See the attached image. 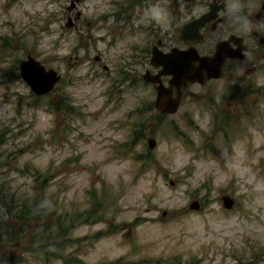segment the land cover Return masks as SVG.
<instances>
[{
  "label": "rangeland",
  "instance_id": "rangeland-1",
  "mask_svg": "<svg viewBox=\"0 0 264 264\" xmlns=\"http://www.w3.org/2000/svg\"><path fill=\"white\" fill-rule=\"evenodd\" d=\"M91 2L77 3L73 29L67 0H0V195L13 205L33 195L44 212L38 226L0 215V264H107L135 247L126 240L155 264L264 251V91L230 99L224 75L158 114L150 86L121 80L131 36L106 29L108 7ZM26 55L60 76L35 102L13 71ZM40 226L52 230L46 246Z\"/></svg>",
  "mask_w": 264,
  "mask_h": 264
},
{
  "label": "flooded vegetation",
  "instance_id": "flooded-vegetation-1",
  "mask_svg": "<svg viewBox=\"0 0 264 264\" xmlns=\"http://www.w3.org/2000/svg\"><path fill=\"white\" fill-rule=\"evenodd\" d=\"M91 1L93 7L104 4L109 8L101 13L103 18L99 19L102 24H106V29L123 31L122 33H125L123 38L131 36L125 45L127 61L122 66L123 71L121 69L123 75L121 80L128 81L129 85H147L155 91L158 82L150 83L144 79L155 77L163 87H169L171 95H174V91H180L179 102L185 91H190L191 86L202 88L220 80L224 75L228 77L230 84L221 91H229L230 99L248 98L254 91H264V82L261 83L258 76L248 77V80L245 77L256 70L264 71V0ZM67 3L64 7L66 25L77 29L76 23L81 13L76 5L81 3V0H67ZM151 5H159L166 12L160 23L149 18L148 9ZM70 13H73L72 18ZM171 50L183 51L185 59L186 54L189 52L191 55L192 51L206 59L217 54L220 57L217 63V77H210L201 83L185 82L176 90L168 84L171 75L163 72L161 64L166 62L164 55ZM93 59L97 62L99 56L95 55ZM204 68L208 72L212 70V65L208 63ZM102 69L105 70L106 66L102 65ZM251 115L249 113L246 116L249 118ZM128 238L126 235L123 240ZM92 239L96 240L97 235L93 234ZM125 242L135 247H131L128 255L107 264H155L151 260L146 261L139 243L140 248L131 240ZM248 250L251 252L247 254L248 257H239L244 254L241 251V254L234 258L235 263L227 264H260L264 251L253 252L255 250L252 248ZM186 264L203 263L196 260Z\"/></svg>",
  "mask_w": 264,
  "mask_h": 264
},
{
  "label": "water",
  "instance_id": "water-1",
  "mask_svg": "<svg viewBox=\"0 0 264 264\" xmlns=\"http://www.w3.org/2000/svg\"><path fill=\"white\" fill-rule=\"evenodd\" d=\"M165 63L163 72L170 74L171 78L168 81L170 86L178 90L180 85L185 82L201 83L203 80L210 77H217V63L220 57L214 54L211 58H203L198 56L194 51L191 55L186 54V59L183 51L171 50L165 54ZM196 62V64H194ZM212 65V70L206 72L204 65ZM210 69V68H208ZM18 77L27 85L29 90L36 96H41L52 90L54 85L59 80V74L52 68H45L38 60L31 55H26L24 59L19 60L17 65ZM150 83L158 82L155 86L154 98L152 101L153 108L162 114H172L176 111L179 104L180 91H174L171 95L169 87H163L155 77H144ZM147 148L151 149L154 146L152 137L146 138ZM171 184V182H169ZM220 205L224 209H230L233 205V199L224 194L219 197ZM188 210L199 209V203L193 199L187 204Z\"/></svg>",
  "mask_w": 264,
  "mask_h": 264
},
{
  "label": "trees",
  "instance_id": "trees-1",
  "mask_svg": "<svg viewBox=\"0 0 264 264\" xmlns=\"http://www.w3.org/2000/svg\"><path fill=\"white\" fill-rule=\"evenodd\" d=\"M19 62V61H18ZM18 62L15 61L14 65H13V71L15 74V77H18L17 74V65ZM50 92V91H49ZM47 94V93H46ZM38 99H40V97L38 96H34V101H37ZM56 107H54L53 109H55ZM133 139L132 141H136V140H141V135L138 131H133ZM137 159V157H134V160ZM3 189L5 190L6 188L0 187V193L3 192ZM4 195H0V211L1 209L3 210L2 212H0V215L2 214L3 216H5L6 214H9L8 216L10 218H17V219H21V223L22 225H25V221H23L25 218H29L28 222H31L30 220H33L35 225H42V220L44 218V212H42V208L39 207L40 201L39 199H35L33 197V195H29L25 198H23L19 204L17 205H13V200H10L8 197L5 198L3 197ZM41 220V221H39ZM48 220V217H47ZM39 222V223H38ZM44 223V222H43ZM21 225V226H22ZM7 228V223L4 222H0V230H4ZM48 226H40L37 227L36 232L34 233L35 239L37 237H43V236H49L48 238H43V246H46L47 241L49 239H51L52 237L50 235H52V230L51 228H49ZM7 230V229H6ZM18 232V231H17ZM41 237V238H42Z\"/></svg>",
  "mask_w": 264,
  "mask_h": 264
},
{
  "label": "clouds",
  "instance_id": "clouds-1",
  "mask_svg": "<svg viewBox=\"0 0 264 264\" xmlns=\"http://www.w3.org/2000/svg\"><path fill=\"white\" fill-rule=\"evenodd\" d=\"M150 20L160 23L166 16L165 10L159 5H151L148 9ZM48 202H45L47 204ZM43 206V205H42Z\"/></svg>",
  "mask_w": 264,
  "mask_h": 264
},
{
  "label": "bare ground",
  "instance_id": "bare-ground-1",
  "mask_svg": "<svg viewBox=\"0 0 264 264\" xmlns=\"http://www.w3.org/2000/svg\"><path fill=\"white\" fill-rule=\"evenodd\" d=\"M153 101V100H152ZM152 104V103H151Z\"/></svg>",
  "mask_w": 264,
  "mask_h": 264
}]
</instances>
